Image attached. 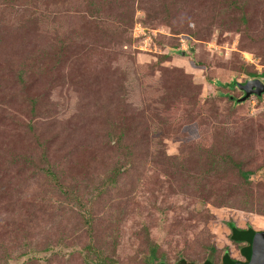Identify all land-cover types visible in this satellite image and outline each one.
I'll return each mask as SVG.
<instances>
[{"label":"rangeland","instance_id":"374dc122","mask_svg":"<svg viewBox=\"0 0 264 264\" xmlns=\"http://www.w3.org/2000/svg\"><path fill=\"white\" fill-rule=\"evenodd\" d=\"M252 72L264 0H0V264L237 257L228 223L264 230Z\"/></svg>","mask_w":264,"mask_h":264},{"label":"trees","instance_id":"16d2710c","mask_svg":"<svg viewBox=\"0 0 264 264\" xmlns=\"http://www.w3.org/2000/svg\"><path fill=\"white\" fill-rule=\"evenodd\" d=\"M235 4V3H234ZM240 20L242 21L243 25L246 24V19L244 18V16L240 17ZM245 28V27H244ZM253 79L256 76V72H252L250 74ZM248 80V79H247ZM235 83L231 82V83H226V84H222L225 85L227 87H230V85H234ZM236 85V84H235ZM237 86V85H236ZM238 88V86H237ZM233 165H235L236 167L238 166V173L239 175L246 181L249 179L250 174H252V171L250 170H242L239 167V163L234 162ZM116 173H113V176H115ZM52 179L55 180V175L52 174ZM228 229H229V233H228V238L230 240L231 243H233L234 245H241L239 248L241 249V252L243 254H247L248 250H249V244L252 241L253 235H254V229H252L250 226H239L236 224H232L231 222L228 223ZM152 253L151 255L153 256V264H168L165 261L162 260V253H160L159 255L155 254L156 251V247L151 248L150 250ZM234 261L233 258H231L228 250H225L222 257H221V261L220 264H232ZM114 258L112 257H108V256H100L96 262V264H114ZM181 264H197L194 263L192 261L184 262V260H180ZM198 264H212V262H209L208 259L204 260L201 263Z\"/></svg>","mask_w":264,"mask_h":264},{"label":"water","instance_id":"95a60500","mask_svg":"<svg viewBox=\"0 0 264 264\" xmlns=\"http://www.w3.org/2000/svg\"><path fill=\"white\" fill-rule=\"evenodd\" d=\"M236 85L244 92L238 100H245L251 94L260 96L264 92V83L257 78L248 79L246 82L237 83ZM254 238L248 262L237 264H264V232L256 234Z\"/></svg>","mask_w":264,"mask_h":264},{"label":"flooded vegetation","instance_id":"af4514ba","mask_svg":"<svg viewBox=\"0 0 264 264\" xmlns=\"http://www.w3.org/2000/svg\"><path fill=\"white\" fill-rule=\"evenodd\" d=\"M243 92V91H242ZM253 229V228H252ZM260 232H264V230H256V229H254V235H253V238H252V241H251V243L249 244V250H248V253L247 254H243L242 252H241V249L239 248L241 245H237V247H238V250H239V252H238V256L237 257H232L231 255V258H233L234 259V261H233V263L232 264H237V263H247L248 262V260H249V255H250V251H251V246H252V243L254 242V240H255V235L256 234H258V233H260ZM224 253V252H223ZM223 255V254H222ZM222 257V256H221ZM206 259H208L209 260V262H210V259L209 258H206ZM220 264V263H219Z\"/></svg>","mask_w":264,"mask_h":264}]
</instances>
